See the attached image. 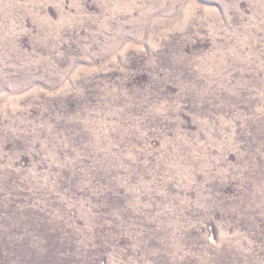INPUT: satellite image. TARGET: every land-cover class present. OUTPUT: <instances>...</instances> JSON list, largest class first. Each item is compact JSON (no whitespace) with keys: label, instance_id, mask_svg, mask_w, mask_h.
Wrapping results in <instances>:
<instances>
[{"label":"rangeland","instance_id":"obj_1","mask_svg":"<svg viewBox=\"0 0 264 264\" xmlns=\"http://www.w3.org/2000/svg\"><path fill=\"white\" fill-rule=\"evenodd\" d=\"M0 264H264V0H0Z\"/></svg>","mask_w":264,"mask_h":264}]
</instances>
